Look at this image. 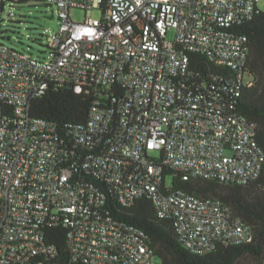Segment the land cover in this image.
Here are the masks:
<instances>
[{
    "label": "built area",
    "instance_id": "1",
    "mask_svg": "<svg viewBox=\"0 0 264 264\" xmlns=\"http://www.w3.org/2000/svg\"><path fill=\"white\" fill-rule=\"evenodd\" d=\"M43 1L61 21L51 58L0 43V264H160L147 232L109 203L142 197L197 253L252 242L230 204L175 188L165 168L243 184L262 174L258 124L228 110L189 57L206 55L251 86L249 39L238 27L259 0ZM94 8L100 19L70 15ZM54 84L95 96L69 146L30 114ZM54 227L65 230L67 254L50 240Z\"/></svg>",
    "mask_w": 264,
    "mask_h": 264
},
{
    "label": "trees",
    "instance_id": "2",
    "mask_svg": "<svg viewBox=\"0 0 264 264\" xmlns=\"http://www.w3.org/2000/svg\"><path fill=\"white\" fill-rule=\"evenodd\" d=\"M27 1L30 0H0V11L5 9L6 2L13 6V3ZM1 21L0 17V27ZM238 31L246 34L249 39L246 72L252 78L251 86L237 81L236 71L217 65L200 53H189L191 71L201 77L209 89L220 94L228 110L240 113L258 124L257 139L264 148V10L258 8L251 19L238 27ZM118 96L121 93L115 95ZM94 101L92 93H76L73 88L54 84L32 101L30 114L52 123L59 141L69 146L73 128L87 123ZM72 152L81 155L78 151ZM165 175L172 176L175 188L211 195L230 204L235 213L251 225L255 237L252 242L220 243L211 251L197 253L180 240L172 222L161 218L147 197L138 199L130 207L109 201L116 217L147 232L160 264H242V258L247 256L259 264L264 259V169L259 178L246 184L193 176L185 179L183 173L167 167ZM64 231L63 228L54 227L49 233L50 240L58 246L61 254H67Z\"/></svg>",
    "mask_w": 264,
    "mask_h": 264
},
{
    "label": "rangeland",
    "instance_id": "3",
    "mask_svg": "<svg viewBox=\"0 0 264 264\" xmlns=\"http://www.w3.org/2000/svg\"><path fill=\"white\" fill-rule=\"evenodd\" d=\"M258 7L264 10V0H259ZM9 11L16 13L15 17L10 16ZM72 19L83 22L87 18L100 19L102 11L94 8L91 12L83 9H73L70 12ZM2 18L0 30V43L14 47L35 56L51 58L53 55L49 47L52 37L61 27V21L54 4L45 1L30 0L23 3H5V9L0 11ZM171 39L174 32L168 35ZM247 84V77L244 79ZM242 264H258L250 256L242 258Z\"/></svg>",
    "mask_w": 264,
    "mask_h": 264
}]
</instances>
